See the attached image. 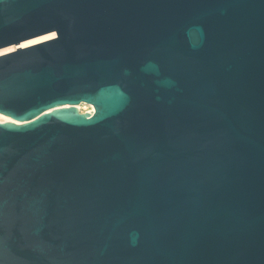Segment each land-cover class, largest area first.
<instances>
[{
	"label": "water",
	"instance_id": "95a60500",
	"mask_svg": "<svg viewBox=\"0 0 264 264\" xmlns=\"http://www.w3.org/2000/svg\"><path fill=\"white\" fill-rule=\"evenodd\" d=\"M50 32L0 54V264H264V0H0Z\"/></svg>",
	"mask_w": 264,
	"mask_h": 264
},
{
	"label": "bare ground",
	"instance_id": "6f19581e",
	"mask_svg": "<svg viewBox=\"0 0 264 264\" xmlns=\"http://www.w3.org/2000/svg\"><path fill=\"white\" fill-rule=\"evenodd\" d=\"M53 36H54V33L50 32V33H47V34L39 35V36L30 38V39L21 41L18 45H14V44L7 45L5 47L0 48V54L6 53V52H10L12 50H15L18 47L27 46L29 44H32V43H35V42H39L41 40H44V39H47V38H50V37H53ZM81 104H85V103H81ZM81 104H76L74 106L77 109H80L81 108ZM65 106H68V105H65ZM89 107L90 108L87 109V111H89V110L93 111V106L91 104L89 105ZM0 122H14L16 124L20 123V121L14 120V119L10 118L9 116L4 115L2 113H0Z\"/></svg>",
	"mask_w": 264,
	"mask_h": 264
},
{
	"label": "rangeland",
	"instance_id": "374dc122",
	"mask_svg": "<svg viewBox=\"0 0 264 264\" xmlns=\"http://www.w3.org/2000/svg\"><path fill=\"white\" fill-rule=\"evenodd\" d=\"M90 107L88 106V105H86V104H81V110H87V109H89Z\"/></svg>",
	"mask_w": 264,
	"mask_h": 264
},
{
	"label": "built area",
	"instance_id": "2783aa9c",
	"mask_svg": "<svg viewBox=\"0 0 264 264\" xmlns=\"http://www.w3.org/2000/svg\"><path fill=\"white\" fill-rule=\"evenodd\" d=\"M79 104H81V103H79ZM86 104V103H85ZM86 105H88L89 106V104H86ZM79 111H87V110H81V109H78Z\"/></svg>",
	"mask_w": 264,
	"mask_h": 264
}]
</instances>
